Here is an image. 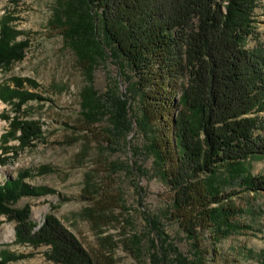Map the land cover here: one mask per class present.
Returning a JSON list of instances; mask_svg holds the SVG:
<instances>
[{"label": "trees", "instance_id": "obj_1", "mask_svg": "<svg viewBox=\"0 0 264 264\" xmlns=\"http://www.w3.org/2000/svg\"><path fill=\"white\" fill-rule=\"evenodd\" d=\"M263 2L57 0L53 10L51 25L90 79L101 61L112 60L131 86L129 95L113 89L100 94L86 86L81 123L92 127L108 113L110 130H131L130 100L138 101L136 126L174 193L172 214L193 241V258L177 252L179 264H210L208 237L215 246L243 229V211L234 198L264 193V174L249 170L252 159H264V43L255 36L257 9ZM17 18L12 11L0 17V69L25 57L28 40L18 39L23 31L14 25ZM251 38L257 41L252 48L247 45ZM12 83L0 85V99L16 109L40 97L26 87L35 84L33 79L12 77ZM3 118L9 120V130L1 137L0 165L14 151L10 141L32 146L44 132L38 121L17 114ZM29 176L30 171H20L0 184V217L16 222V241L48 246L45 254L56 264H98L53 214L36 228L29 205L12 207L22 197L51 191L27 184ZM88 214L103 217L91 209ZM14 258L4 254L0 264ZM259 264H264V255Z\"/></svg>", "mask_w": 264, "mask_h": 264}, {"label": "rangeland", "instance_id": "obj_2", "mask_svg": "<svg viewBox=\"0 0 264 264\" xmlns=\"http://www.w3.org/2000/svg\"><path fill=\"white\" fill-rule=\"evenodd\" d=\"M56 2L0 0V17L8 11L18 15L14 25L23 31L18 39L28 40L24 59L0 69V85H13L12 77L30 78L35 84H26L27 89L40 96L19 110L0 99V146L9 130V120L3 115L38 121L44 131L32 146L9 142L14 151L0 165V184L28 170L27 184L51 189L45 195L22 197L12 207L29 205L36 228L47 214H53L98 264H179L177 252L192 259L193 241L172 214L174 193L157 171L146 137L136 126L138 101L130 100L131 130H110L108 113L92 127L81 123V92L86 86L105 95L111 89L129 95L131 86L125 77L122 80L112 60L101 61L92 79L86 75L74 51L50 23ZM256 18L255 36L264 43V2ZM256 42L251 38L247 45L252 48ZM249 170L252 175L264 174V159H252ZM234 199L243 211L239 219L243 229L215 246L208 237L206 257L210 264H259L264 255V193H245ZM89 209L103 217L91 218ZM15 225L6 216L0 217V261L7 254L15 255L7 264H56L45 254L48 246L18 243Z\"/></svg>", "mask_w": 264, "mask_h": 264}]
</instances>
